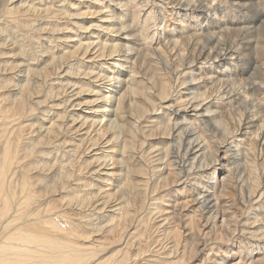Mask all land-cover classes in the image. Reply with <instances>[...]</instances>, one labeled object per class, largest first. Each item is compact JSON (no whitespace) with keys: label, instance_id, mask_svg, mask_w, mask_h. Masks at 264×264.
<instances>
[{"label":"rangeland","instance_id":"rangeland-1","mask_svg":"<svg viewBox=\"0 0 264 264\" xmlns=\"http://www.w3.org/2000/svg\"><path fill=\"white\" fill-rule=\"evenodd\" d=\"M10 1H19L20 2V0H0V11H1L0 15L4 14V12L7 9V6L10 4ZM23 1H25V2L27 1L26 2L27 6L31 5V1L33 3L34 2L37 3L39 1L37 4L36 3L34 4L35 6L37 5V8L42 6L43 4L47 5V1H48V4H49V2H50V4L47 5V8L50 9L49 12L52 11L49 14L50 15L57 14L55 12L56 9L53 6L51 0H46V1L45 0H43V1L42 0H22V2ZM68 1H70V3H71V8H70L71 10L69 11V14H71V15L62 14V15H59L58 17H56L57 18L56 19L54 17L50 18V16H48V18H45L46 16L45 17L43 16L45 13L44 14L41 13L42 17L38 16V15H37V17H34L35 19H38V17H39V20H40V18L42 20V25L44 28V32H43L44 34H42L41 36L42 37L44 36L43 39L41 38L40 34L35 32V35H34V32L28 31V29L25 28L29 24V22H26V20H27L26 18H29V16L24 17V15H30V14H28V13L25 14L26 12H23V11H25L24 8L27 7V6H25L24 2H23L24 4L22 7L24 10L22 9V11H20V15H21L20 17L21 18H19V19L23 20L22 18H24V19H26V20H23L25 22H23L19 19H18L19 22H17V19L10 20V19H8V16L6 13H5V16L4 15L2 16V17H4V20H3L4 23L2 22L3 23L2 27L3 28L6 27V29L10 33V35L12 34L11 37L14 36L13 34H15V35L17 34L16 36H19L18 33L22 34L19 37H12V38L15 39L16 41L23 40L20 42L21 44L23 42V44H22L23 46H21L23 48L28 49L30 47L29 50H25V52H28L29 54H26L24 52L25 55H31L32 52H36L37 41L35 43V41H33V39H37L38 35L43 40V41L41 40V42H43L45 46L47 45L46 46L47 49L50 52H52L53 55L57 56V55H61V54L65 53V52H67L68 54L71 55V57L68 58V60L64 62L63 67H66L65 69H67L68 66H71L73 68V70H72L73 73L71 75H69L68 78H69V81L71 83H75V87H71V88H67V89L62 88V90H61L60 88L63 86L64 83H66L67 80H63L62 84L54 85L53 91H55V92L53 94L55 96H58L57 98L59 101L55 100V103L58 104V109L57 110L54 109L55 110L54 114H52V112L54 111L53 109H52V112H48V111L44 112L43 114L46 115V117H47L46 120H44L42 118V115H43L42 113L39 114L36 111L34 112V114L29 116L27 119H30L33 122H37L41 118L44 120V124L46 126L49 125L51 121L62 122L61 115H62V113H64L63 103H66L68 101L73 102V103H77L80 101V106H74L73 109L71 107H68V108L70 111L73 110L75 113L80 112L82 114L80 116V118H82V116L84 115L85 118H82V119H86V122H85L86 124L84 123V127H83L84 129H80V128L76 127L79 125L78 121L74 124V122L72 123L71 117H68L67 120H68V122L71 121V123H69V124L67 123V125L72 124L70 126L71 128L70 127L67 128V125L64 124L65 121H63L62 122L63 124L60 125V128L57 131V133L59 134V135L57 134V137H54L51 139H43L42 142H38V143H36L37 139H38V136L36 137V135H37L36 129H38V127L36 126V123H33L30 126L29 122H31V121H27V122H25L26 120L23 121V125H25V126L27 125L26 127H24V130L21 133L22 134L21 135L22 141H23V143H25V145H23V146H24V148L29 149V148H32L31 146L34 147V145H35V147L33 148V151H32L33 153H31L29 155L30 158L32 155V158L30 159L29 157H27L31 162L26 157H24L21 160L20 164L15 165L16 171L17 170L20 171L21 167H23V165L25 168L26 164H29L25 168V169H27V167L31 168V170L29 169L27 171V174H29V173L31 174V172H32V174L33 173L35 174V176H33L32 174L28 175V177H29L28 184H29V188H30L29 191L34 196L32 197V200L29 202L28 206L23 209L24 211L27 210L26 211L27 216L31 217L32 219H30L27 216H25L26 219L25 218H23V219L26 221V223L30 222L29 224L37 223L39 220L44 221L45 219H47L48 216H49L48 218H52L55 216L54 217L55 219H57V218L60 219L59 221H62L61 226L67 230V231L64 230L63 233H66V232L70 233L71 232L72 233L71 234L72 236L70 235L71 237H73V234H74V238H72V239L69 236V239H71L70 241L76 240L75 241L76 244L74 242H72V244L75 245V247L77 245H78L77 247H80V246L83 247L82 248L84 250L83 253L86 255V259H87L85 263H87V264H106L104 262H106L108 260H111L112 264H114V263H117V264H162V263L163 264H167V263L168 264H177L176 261L179 262L180 264H214L216 257H219V258L221 257V259H222V257L225 258L224 259L225 261L222 264H236V263L237 264H245V263H247L246 260L249 258L248 255L250 253H246V249L248 247H250V245H253L255 247L254 250H256V251H254V253L257 252L256 254H259L261 252V250L262 251L264 250V243H263L264 242L263 241L264 235L260 233V231L263 230L264 225L260 226L261 228H259L260 231L257 232V237L253 236V238H251L250 236H248L246 234L247 231H246V233H244L245 232V226L241 225V222H244L242 218H243L245 213H243V212L247 211L249 214L253 215L252 216L253 219L252 218H251L252 220L250 219L251 222H253V220L255 218V219H260L264 223V198H263L264 194L262 193L263 195H261V197L263 199H261L260 196L257 197L258 194L254 197L255 199L251 198V201L249 202V205H248V207H250V210L248 208V209H245V211L244 210L242 211L241 209L239 210L238 209L239 207L236 206L237 208L235 209L234 213L236 212V215L239 214L242 216L238 217L240 219H238L236 217V220H239L238 224L236 223V225H238V226L236 227V225H235L236 230H234V231L227 230L226 233H229V231H230L231 234L226 236L225 239L221 240L218 237L215 238V235L211 234L209 232L210 234L208 233V236H207L208 241L204 242L203 240L206 238V236L204 234H199L200 229L195 230L196 234L194 237H192V242L195 241V243L197 245L196 251L195 250L192 251L193 253H191V252L189 253L187 251V253L184 254V252H185L184 246L186 244H185L184 240H182V239L187 238V235H186V237L184 235L187 232H186V229H184L182 226H185L188 229L189 228V226H188L189 222H188V220L184 221L185 217L184 216L182 217V215L184 213H187V216L191 215L190 213H192L194 208H190V209L186 208L185 209L182 206L180 208V206H176L175 204H176V202H180V204H183L184 202H186V198L190 195H191L190 199L193 200V198L196 197L195 194L197 193V191L199 192L201 187L204 185V183L199 184L198 185L199 188L193 189V188H195V186L192 185L193 182H196L199 180L201 181V179L205 180L206 176H203L202 174H199L197 172L196 173L192 172L190 175L182 177L177 183H175V187L177 186L176 188H174L175 190H172V188H171L174 185H170L166 188L165 187H163V188L159 187L161 185L160 181H159L160 180L159 172H160V168L161 169L163 168V166L161 167V165H162V162L164 160L157 162V161H154V159L156 160L157 157H160L164 153V149L167 146V143H168L167 140L168 139H167L166 135L158 133L157 131H155V128L156 127L161 128L160 125L166 126L167 124H171L172 120L170 119L169 114H170V112H174V110L176 108L172 107V109H168L167 108L168 106L167 107H160V108H159V106H156V108H157V109L155 108L156 112L154 111L151 116L150 115L146 116L145 119H143V118H142V120H139L136 118L134 119L135 116H133L131 118H126L127 115L125 112L121 113L120 110H118V109H117V112H113L114 108L117 105V103L113 102V100H112V103H109V102L105 103L107 106L102 108V103H101L102 98H101L100 92H98V85L97 84L100 85V83L108 81L106 78L107 76H114L115 77L116 75L120 74V72L122 71L123 75L120 76V79H121L120 82L123 83V88L120 92H122L126 88L132 89L133 88L132 86L136 85L140 81V79H144V80L146 79L145 81L147 82V85H149L147 80H148V77L151 76V74H150V72H148V68H149V66H152L154 68L153 64L155 63V58L153 55H155L156 52H153V50L157 51L159 45H161V46H159V49H162V45L164 46V44H166V43L170 44V43H173L175 41L179 42V40H177V39H181L183 41L185 38H187L189 36H194L195 38H198L200 35L203 36V35H206L207 33H212L214 30H215V32H213V34L215 33V35H217L218 33L219 34L229 33V35L227 34L229 36L228 39H230L229 42H227L228 46L227 45L225 46L226 51L221 52L223 55L220 54L222 57L220 56L219 59L216 58V59H209L207 61L203 60L204 62H201V61L195 62L192 64L191 67L188 68L185 66L186 68L181 69L179 72L180 74L175 72V69L177 68L176 65L174 67H172V69H174V71L171 70L172 71V75H171L172 76V79H171V85H172L171 91L172 92L170 93L171 94L170 100L172 101L171 103L176 104L175 106L177 107L178 104L181 102L182 95H184V93L188 94V96H186L187 99H189V97H191L192 94H195L196 92H194V93L192 92L190 94L188 93V92H191V90L192 91L196 90L192 85H191L192 87L190 86V88H188L189 91L185 88H187L190 84H193L194 81H192V80L194 78L197 79V77H198L201 79L198 83V85L200 84V86L197 87L199 90L198 92L204 93L205 92L204 90H206L208 87V89L206 90L205 93H208L209 96L212 97V98L210 97L211 99L209 98L210 100L208 99V97L205 99L203 97V98H201L203 100H201V99L200 100L203 103H208L207 105L209 107L211 105L210 108L212 110L216 109L215 111H216V114L218 116L217 118H221L222 115L225 113L232 112V109H233L232 106H234V108L240 107L238 109V111L244 110V107L243 108L241 107L243 102H244L243 97L239 98L238 96H233V97H231L232 98L231 99V98H227V96H229V95H225L223 93L220 94V92H219V91H222L221 89L224 88V86H226V85H227L226 87L228 89L232 88V85L229 83L231 78H228L226 76L227 73H229L230 75L238 76L239 83L242 80V82H245V84H246L248 81V80H246V78H249V81L250 82L252 81L251 83H254L257 87L259 86L258 88L261 89V91H259L256 94H253L252 96H249L250 99L248 98V100H251V98L253 97L252 99H255V101L253 100L252 102L260 104L261 101H263L262 105L260 104L261 106L257 105V104L256 105L258 106V108H259L258 110H260V114H261V120H259L258 124H261V123L264 124V117H263L264 116V110H263L264 109V105H263L264 104V84H263V82H264V78H263L264 77V37H262V38L260 37L261 35L264 36V34H263L264 33V0H231V1L230 0H227V1L226 0H211V2H209L210 0H206V1L204 0L203 2L201 0L200 4L201 5L203 4L202 6L200 4H199L200 6L197 4L200 0L199 1L196 0L195 2H194V0H187L186 2H188V3H185V0H184V2L182 0H167L168 2L166 0H113V1L112 0H68ZM174 1H176V2L174 3ZM180 1H182V2H180ZM28 2H30V4ZM38 5H40V6H38ZM55 5H57V4H55ZM189 5L191 7L192 6L195 7L196 5L197 6H196V8H190ZM208 5L210 6V8ZM50 6H51V8H50ZM205 6H207V8ZM229 6H231V7H229ZM44 7H46V6L43 5L42 8H44ZM152 7L154 10L152 9ZM211 7H213V8H211ZM255 8H257L258 10ZM135 9H136V11H135ZM251 9H253V10L250 11ZM133 10H134V12H133ZM152 10H153V12H152ZM184 10H185V12H184ZM192 10L195 12H193ZM245 10H247V11L245 12ZM248 11L250 14L248 13ZM2 12H3V14H2ZM21 12H23V13H21ZM213 12H214V14H213ZM247 14H248V16H247ZM200 15H202L201 16L202 19H201ZM180 16L184 17L183 18L184 21L182 20V18ZM209 16H211V17H209ZM204 17H206V18H204ZM237 17H239V18H237ZM31 18L32 17H30V19ZM135 18H137V19H135ZM159 19H160V21H159ZM213 20H215L216 23H213ZM221 20H223V21H221ZM8 21H9V23H8ZM181 21H183V22L181 23ZM10 22L11 23L12 22L18 23L21 26L19 27V25H17V24H15V26H14ZM258 22H260V24ZM217 23H219L218 26H217ZM10 24L12 26H10ZM226 24H228V25H226ZM231 24H232V26H231ZM124 25L127 26L126 30L122 31L123 30L122 29L121 31L110 32L111 30L121 28L122 26L124 27ZM182 25H184V26H182ZM223 25H225V26H223ZM186 26H188V27H186ZM221 26L225 27L224 31L228 30L227 33L226 32L224 33V31L222 30L223 27H221ZM12 27L14 28V31H11ZM156 27L158 28L157 30L155 29ZM166 27H168L169 29ZM216 27H220V29L218 28V30H217ZM229 27H231L232 29L235 27L236 30L234 29L231 31V28L229 29ZM128 28L130 30H128ZM16 29H17V32L19 31L18 33L15 32ZM102 29H104V30L101 31ZM195 29L198 31H196ZM7 30L5 31L6 33L4 32V34H6V36H7ZM219 30H220V32H218ZM174 31L176 33H174ZM160 32H162V33L166 32V33L162 34ZM192 32H194V33H192ZM197 32H199V33H197ZM232 32H235V33L232 35ZM255 32H257V33H255ZM9 33H8V36H9ZM125 33H129V34H125ZM246 33L250 36H248ZM32 34H33V36H32ZM174 34H175V36H174ZM198 34H200V35H198ZM136 35H137V37H136ZM162 35L163 36L165 35L167 37H163ZM169 35H172V38ZM176 35H178V36H176ZM242 35H244V38H246L247 40L244 39ZM251 35H252V38H250ZM127 36L129 37V39L127 38ZM153 37L154 38L156 37V38L153 39ZM45 38H47V39H45ZM162 38L167 39V40H164L161 43L160 41L163 40ZM195 38L193 39V41H195ZM231 38H233V39H231ZM248 38H250V39H248ZM253 39H254V41H252ZM15 40H13V41H15ZM168 40H171V41L168 42ZM172 40H173V42H172ZM181 40H180V42H181ZM240 40H242V41H240ZM243 40H244V42H243ZM248 40L252 44H250ZM246 41L250 44V46L252 48L254 46L257 47V48L255 47V48H256L258 54L255 53L252 56V54H250V53L248 54V52H246V50H247V46H245V43H247ZM257 41H259L260 43H258ZM24 42H25V44H24ZM41 42H40V44H41ZM153 42H154V44H153ZM159 42H160V44H158ZM26 43L29 45L27 46ZM33 43H35V44H33ZM113 43H121V45H120L121 50H120V52H118L119 54L114 53L113 57H109V56L106 57L105 54H104V56L100 55L99 51L95 52L97 44H113ZM229 43L231 44V46ZM240 43L242 46L240 45ZM257 44H259V45H257ZM155 45H158V46H155ZM260 45H262L263 47H261ZM34 46H36V47H34ZM31 47H33V48H31ZM127 47L128 48L130 47V50H128ZM238 47H240V48H238ZM32 49H34V50L32 51ZM148 50H149V52H148ZM207 50H204V53L205 52L207 53L208 52ZM150 51L152 53H150ZM122 52L124 54H122ZM230 54H232V55L235 54V55L231 56ZM47 55H43V57L40 58L39 63L41 65H44L49 61V59L47 58ZM189 55H190V57L187 58ZM242 55H244L245 58H247V59H245L244 56L242 57ZM248 55H249L250 59L248 58ZM184 56L186 57V61L196 59V57H197L195 52H193V50L191 51V53L188 51H185ZM104 57H106V58H104ZM119 57H121V58H119ZM223 58H224V61H223ZM243 58L245 61H243ZM27 59H29V58L27 57ZM232 59H234V60L236 59V60L234 61ZM212 60L214 61V63ZM239 60L240 61L242 60V61L240 62ZM252 60H254V62ZM237 61H239V62H237ZM225 62H227V63H225ZM244 62H245V64L248 63L249 65L248 64L245 65ZM239 63H240V65L238 66ZM232 64H233V66H232ZM140 65H141V67H140ZM256 65L258 66L257 67L258 69L255 67ZM214 66H216V67H214ZM241 66H242V68L240 69ZM252 66H254V68H255L254 72H253ZM224 67H225V69H223ZM234 67H235V69L236 68L237 69L235 70ZM144 68L145 69L147 68L146 69L147 71H145ZM202 68L204 69V72H206V71L207 72L204 73L202 71L203 70ZM214 68H216V69L214 70ZM8 70L9 69L3 70V72L1 70L0 71V72H2L1 75H3V76L7 75L8 77L11 75L10 76L11 79H13V78L15 79V75H16L17 71L15 69L12 70L15 73V75H14V73L11 70H9V72H8ZM219 71L221 73H219ZM4 72H6V74ZM208 72L209 73L212 72L211 73L212 77L210 76V74H208ZM12 73H13V75H12ZM201 73H202V76L204 78L200 75ZM62 74L63 73H61V76H65ZM96 74H101L103 76V78L101 80L99 78H97L95 80L94 75H96ZM179 75H181V76L179 77ZM7 76H6V78L8 79ZM12 76H14V77L12 78ZM218 76H219V78H218ZM177 77H179L181 80L178 79ZM52 78H53V76L50 77V79H52ZM174 78H175V80H174ZM223 78H225V79H223ZM91 79H93V80H91ZM186 79H187V82H186ZM188 79H190V80H188ZM216 79H219V80H216ZM220 79H221V81H220ZM218 81H219V83H218ZM48 82H47V84L49 85L50 82L49 83ZM115 82H116V80H112L111 82H109V81L106 82L105 83L106 87L103 88V93L107 94V95L112 93V95L113 94L117 95V97L115 96V98H118L120 92H118V93L114 92L115 89L119 90V87H117V83H115ZM185 82H186V84H185ZM195 82H198V81H195ZM109 83H111V85H109ZM202 83H204V84H202ZM214 83H216L217 85ZM175 84L177 86H175ZM240 84H242V86L244 85V83H240ZM69 85H72V84H69ZM214 85H215V88H216V86L217 87L219 86V88L214 89L213 88ZM238 85H239L238 83H235L234 87H237ZM76 86H78L80 88H85L86 91L84 93H80L77 95L76 91H79V90H78V88H76ZM114 86H116L117 88H115ZM244 87L248 88L247 85H244ZM249 88H250V86H249ZM175 89H176V91H175ZM213 89L216 91L212 92V91H214ZM111 90H112V92H111ZM239 90H241V89H239ZM106 91H107V93H106ZM174 91L177 93H174ZM208 94H207V96H208ZM217 94H218V97L215 98L214 96L215 95L217 96ZM222 94L225 96L222 97ZM121 95H122V93H121ZM255 95H257V96H255ZM128 96L132 97L133 94L129 93ZM179 96H181V97H179ZM172 97H173V99H172ZM219 97L221 98V100H219ZM226 98H227V100H226ZM40 99L42 100L43 97H41ZM112 99H113V97H112ZM222 99H224V100H222ZM234 99H236L237 101ZM242 99H243V101H242ZM212 100H214V101H212ZM233 101H234V103H232ZM70 102H68L67 104H69ZM216 102H218V103H216ZM171 103H169V104L172 105ZM244 103L246 104V102H244ZM86 107H88V108H86ZM214 107H215V109H214ZM227 107L232 108L231 111H228V110H230V108L228 109ZM249 109L253 110L254 108L251 107ZM43 111H46V110L44 109ZM238 111H237V113H238ZM237 113L235 116L236 118H238ZM189 114H191V112ZM87 115H88V117H86ZM48 116H50V117H48ZM30 117H32L33 119ZM249 118H253V117L249 116ZM94 119L102 120V122L99 123L100 125L98 123H96L94 126L92 124V121ZM189 119L191 121L193 119L192 122L194 124L192 127L194 129H196V131H203V130H206L208 128L207 125H205V124L203 125V122L208 123L211 118L210 119H206V118L203 119L202 118L203 119L202 120L198 117V120H197V119L192 117ZM138 120H139V122L137 123ZM252 120L250 119V122ZM254 120H256V119L254 118ZM89 121H90V123H89ZM87 123H88V125H87ZM198 123H200V124H198ZM252 123H253V121H252ZM110 124H112V125H110ZM137 124H140V125H137ZM121 125L122 126L125 125L124 126L125 129H126V126H128V127L131 126L130 127L131 129H129V133H130V135L133 134V137L131 136V138H128V136L123 135L124 134L123 133L120 135V137L118 138L117 141H113V139H111V141L109 142V145H108L105 138H107V137L111 138L112 135L114 134L113 133L114 131H116L117 133L121 132V128H122ZM198 125H200V126H198ZM90 126H92L93 128ZM100 126L102 128H105L104 131H102L100 133V134H103L105 132L104 133L105 136H104V139L99 141V145H96V144L94 145V143H93L94 140L99 138V137L94 136L95 129H98ZM111 126H112V128H111ZM142 126L144 129L142 128ZM87 127H89V128H87ZM200 127H201V129H200ZM218 128L221 129V126H218ZM73 129H75L76 131ZM89 129L91 130V133H90ZM111 129H113L114 131L112 132ZM141 129L143 132L141 131ZM33 131H34V134L32 133ZM83 131H85V132H83ZM137 131H138L139 135L136 134ZM24 132L26 135L24 134ZM60 132H62V133H60ZM204 133L206 135H209L208 131H204ZM85 134L86 135L88 134V136H85ZM142 134H144V135H142ZM148 134H151V135L149 137H147L146 143L144 141L145 145H144V143H143L144 146L138 145V141L135 139V135H136L137 139L140 138L139 139V140H141L140 142H143L144 136L146 137V135H148ZM241 137H242V142L240 141L239 146L242 147V145H245V146H243V148L241 150L242 152H245L246 149L248 148L247 146L255 140V138H253L254 134L253 135L251 134V136H249L248 133H246L245 136H241ZM248 137H250V138H248ZM32 138H34V139H32ZM78 138H79V140H78ZM120 138H121V140H120ZM71 139H73V140H71ZM82 139H83V141H82ZM89 139L93 142L91 143ZM205 139H209V138H205ZM48 140H49V142H48ZM123 140H134L135 142L127 143L125 146L130 147V149H126V150H124V153H123V151L121 153V149H120L119 145H120V143H122ZM66 141H68V143H66ZM228 141H230V140H228ZM31 142H32V144H31ZM60 142H62V143H60ZM246 142H248V143L246 144ZM97 143H98V141H97ZM72 144H74L75 146ZM87 144H89V145L92 144V145H90V147H86ZM81 145L84 146V148H82ZM70 147H71V149H70ZM58 148L61 150L60 152H59ZM79 148H81V149L79 150ZM97 148H99L100 151ZM89 149H91V151ZM44 150H46V151H44ZM62 150H64V151L62 152ZM68 150H70V151H68ZM71 150H72V152H71ZM143 150H145V151H143ZM154 150H155V152H153ZM232 150L228 151L229 154H228V152H226V153L223 152L218 157L219 160L216 162V165H215L216 166V172L213 175V178L216 177V181H219L221 179V176L223 175V173L225 175V173H226L225 170L227 171L226 168L231 164V163L229 164L228 162L230 161V159H232L231 157L234 156V154L232 153V152H234V148H232ZM42 152H44L45 154L43 153L44 154L43 155ZM89 152L92 154H89ZM143 152H145V153H143ZM148 152H151V154L144 156V154H147ZM106 153L107 154L110 153V156H107L106 158H104L106 156L104 154H106ZM41 154L47 160H45ZM64 154H66V155H64ZM84 154H86V155H84ZM224 154L225 155L227 154V155L225 156ZM35 155L37 158L35 157ZM37 155L40 157L42 156V159H44L45 161L40 159V157H38ZM103 155H104V157H101ZM246 155H247L246 153H243V155L239 156V158L241 159V162L244 161L246 158H248V155H247V157L244 158V156H246ZM70 156H73V158ZM122 156L124 157V159L121 162ZM140 156H143V157L141 158ZM223 156L225 158L220 159ZM242 156L244 159L242 158ZM249 156H250V154H249ZM150 157L153 159V162H152V159ZM36 159H38V160H36ZM39 159L41 160V163H40ZM226 159H227V161H226ZM240 159L238 160V162H236L235 165H233V164H231L232 166L230 165L231 168H233V169L235 168L231 172L236 174L235 175L236 177H237V174H239L238 171H241L242 166H244L243 163H246L245 162L246 160L241 163ZM50 160H51V162H49ZM52 160H54V162H56V163L52 162ZM58 160L60 162H64V165L69 164L68 166L66 165L67 168H69L70 166L72 167V169L69 168V170H70L69 171L68 169H65V166H64V170L68 171L69 176H68V178L63 179L61 181L62 183L58 182L59 179H56L54 177V175L56 176L55 173H56V170L58 169V166H56L57 167V169H56L55 165L60 164V162ZM75 160H77V161H75ZM92 160H94V161H92ZM106 160H108V161L106 162ZM42 161L51 165L50 168H47V166L40 168V166H42V164H43ZM74 161L77 163L79 162L78 164L76 163L77 164L76 167H75ZM34 162H35V165H34ZM37 162H39L40 164ZM147 162H148V164H147ZM125 163H126V166H125ZM237 163H239V164H237ZM37 164H38V166L40 165L38 168L36 166ZM142 164L143 165L145 164L144 167L148 168L149 170H152L155 166L158 167V168L155 167L154 172H153L154 176L152 175L153 179L151 180V182L148 183V185L150 183L151 184L154 183L157 185V188H159V189L156 190L153 194L147 190L146 191L147 195H146V199H145L146 204H144L145 206H143V208H140V206L138 207V201L136 199L134 201L131 200V198H129V200H127L129 190H128V186H126V184H124L125 178L123 175L126 174L125 171L127 169H131V167L135 168L138 165H142ZM150 164H152V165H150ZM225 164H226V166H225ZM80 165L81 166L83 165V167H81ZM236 165H237V170L235 167ZM19 166H21V167H19ZM146 166H148V167H146ZM73 167H75V168H73ZM84 167H85V169H84ZM44 168H47V169H44ZM221 168L224 169L223 170L224 172L222 173V175H219V173L221 172ZM49 169H52L54 171L49 170ZM80 169L83 171H81ZM238 169H240V170H238ZM33 170L35 172H33ZM235 170H236V172H235ZM42 171H43V173H42ZM71 171L73 174L71 173ZM36 172L39 173L38 176H37ZM40 172H41V176H42L41 179H43V178L45 179V180L43 179V181H41V179H40L41 176L39 177ZM47 173L48 174L52 173V176L48 175V176H50V177H48ZM155 173L156 174L158 173V174L156 175ZM209 173H211V172H209ZM128 174H129V178L131 176H133L134 178H136V179H134L135 181L138 180V176H136L134 174V171H129ZM15 176H16V174L14 175L13 180H12V182L15 185V186L13 185L14 189L17 187V185H16L17 182H16ZM45 177L47 179H50V180L54 179L52 181V183L56 184V182H57L58 188L56 186V189L53 190L55 187L52 188L53 185ZM70 177H72V178L70 179ZM195 177L197 180L195 179ZM210 177H211V175H210ZM14 178H15V181H14ZM35 180L41 181L40 182L41 184L40 183H34ZM65 181L67 184H68V182L70 184H68V186H67ZM45 182H50V186L46 187V189H43L42 188L43 185L49 184V183H45ZM63 182L65 184H63ZM31 184L35 185V186H32ZM62 184L64 185V187ZM81 184L82 185L84 184V185L82 186ZM61 185L63 188L61 187ZM91 186L94 190H92ZM49 187H51V188L49 189ZM47 188H48V191H47ZM61 188L63 189V191H61L62 190ZM82 188L83 189L86 188V189L83 190ZM97 188H98V190H97ZM87 189L89 191H87ZM99 189H100V191H99ZM16 190H17V194H16V198H15L14 202H16L15 204H17V206L15 205L14 207L15 208L18 207V209H19L20 206H18V204L23 200V198L21 196L22 194L18 191L17 188H16ZM176 190L179 191L180 194H179V192H176ZM190 190H192V192ZM66 191L68 194L65 193ZM71 191L74 193H72ZM231 192H233V191H231ZM231 192L229 191V193H231ZM232 195L233 194L231 193V196H230L231 199L233 198ZM94 196H95V199H94ZM159 196H163V199H161V198L156 199V198H159ZM67 197H69L68 201H67ZM72 197L73 198L75 197V198L72 199ZM35 198H37V199H35ZM63 198H64V200H63ZM76 198L78 200H76ZM16 199H18L20 201L17 202L18 200H16ZM40 199H42L44 201H42ZM156 200H158V201L156 202ZM103 201L104 202L106 201V202L104 203ZM174 201H175V203H174ZM41 202H43V203H41ZM100 202L101 203L103 202V203L101 204ZM152 202H153V204L150 205V203H152ZM261 202H263V203H261ZM44 204L47 206L50 205L48 208V211H45L46 208H45ZM172 204H173V207L171 209ZM259 204H262V205H259ZM42 205H44V208ZM148 205H150L149 210H148ZM250 205L251 206L254 205V206L251 207ZM175 206H176L175 212L177 213L176 218H177V221H178V219H180V221L179 222H177V221L171 222L170 218H169V220H165L166 213L170 214L171 210L174 211ZM31 207H32V209H31ZM151 207H152V209H151ZM158 207H160V208H158ZM112 208H114V209H112ZM195 208H197V207H195ZM28 209H29V211H28ZM39 209H40V212H39ZM50 209H51V212H50ZM34 210L36 213L34 212ZM52 210H55V211L53 212ZM181 210H182V212H181ZM52 212H53V214H52ZM147 212H148V214H145ZM31 213L33 216L31 215ZM46 213L48 215H46ZM257 213H259L260 216L257 215ZM50 214H52V215L50 216ZM120 214H121V216H120ZM42 215H44V216H42ZM162 215H164V216H162ZM45 216H47V217H45ZM58 216H60V218ZM55 219H53V220H55ZM66 219L69 220V223L72 222L70 224L71 226L68 224V220H66ZM240 220H241V222H240ZM250 220H249V222H250ZM9 222L12 223L11 226L17 224V222L13 223L11 219H9ZM75 222H76V225L74 224ZM3 224H5V223H3ZM11 226L8 228L11 229L14 227V226L13 227H11ZM69 226H70V228H69ZM256 226H259V225H256ZM157 227L159 230L157 229ZM8 228L6 230H9ZM71 228H73V230ZM74 228H75V232L78 231L79 233H75ZM241 229H243V230H241ZM40 230H42V228H40ZM69 230H71V231H69ZM168 230L170 233L172 231L171 235L174 237V241L178 242L177 247L172 246L173 243L171 242L172 240L169 238L170 234H169ZM181 231L182 232L184 231V233H182ZM164 233H166V234H164ZM216 233H217V231H216ZM218 234H217V236H218ZM220 234L222 235V233H220ZM212 238H213V240H215V242H218V243H213V241H211ZM244 238H247V239H244ZM257 239H259L260 241ZM250 241H251V243H250ZM202 242H204V243H202ZM239 244H242V245H239ZM257 246L261 247V249H256ZM86 250H87V252H86ZM169 250H171V251L174 250L175 252L173 253ZM252 253H253V251H252ZM260 254H262V252ZM262 255L264 257V253ZM159 257H161V259ZM213 259H214V261H213ZM243 259L244 260L246 259V260L243 261ZM247 261H249V260H247ZM261 263L264 264L263 260H261ZM261 263H259V264H261Z\"/></svg>","mask_w":264,"mask_h":264},{"label":"bare ground","instance_id":"bare-ground-1","mask_svg":"<svg viewBox=\"0 0 264 264\" xmlns=\"http://www.w3.org/2000/svg\"><path fill=\"white\" fill-rule=\"evenodd\" d=\"M43 1V0H42ZM46 1V0H45ZM113 1V0H112ZM167 1V0H166ZM184 2V0H182ZM180 1V2H182ZM187 0H185V3H188L186 2ZM196 0H194L195 2ZM199 1V0H198ZM204 0H202L203 2ZM206 1V0H205ZM227 1V0H226ZM231 1V0H230ZM25 3V6L26 5V2L23 1ZM22 0L19 1H10V4L7 6V9L6 11L2 12V14L5 16V13L7 14L8 16V19L10 20H15L17 19V22H19V18H21L20 16V11H22V7H23V3ZM39 2V1H38ZM37 2V3H38ZM53 6L55 7V12L57 14H52L50 15L49 12L50 9L47 8V5L48 4V1H47V5L46 4H43L45 5L46 7L42 8V6L38 7L37 8V5L35 6L34 4L36 2H32L31 1V5L30 2H28L27 4L29 6H27L25 9V11L23 12H26L25 14H30V15H24L25 16H29V18H22L23 20H26V22H29V24L27 25V28L28 31H32L34 32V35H35V32L40 34V36L42 34H44V28H43V25H42V20L40 18L39 20V17L38 19H35L34 17H37L38 16H41V13H45L43 16L45 18H48V16H50V18L54 17H58L59 15H62V14H67V15H71L69 14V11L71 10V3L70 1L68 0H51ZM121 2V1H120ZM168 2V1H167ZM173 2V1H172ZM176 1H174L175 3ZM201 0L197 3L198 5L200 4ZM211 2V0L209 1ZM239 2V1H238ZM243 2V1H242ZM256 2V1H255ZM17 3V4H16ZM19 3V4H18ZM36 3V4H37ZM46 3V2H45ZM193 3V2H192ZM231 3V2H230ZM237 3V2H236ZM261 3V2H260ZM34 6H33V5ZM41 4V3H40ZM57 4V5H55ZM139 4V3H138ZM157 4V3H156ZM181 4V3H180ZM184 4V3H183ZM194 4V3H193ZM192 4V5H193ZM209 4V3H208ZM242 4V3H241ZM118 5V4H117ZM120 5V4H119ZM140 5V4H139ZM142 5V4H141ZM154 5V4H153ZM191 5V4H190ZM189 5V6H190ZM201 5V4H200ZM199 5V6H200ZM203 5V4H202ZM201 5V6H202ZM206 5V4H205ZM211 5V4H210ZM230 5V4H229ZM6 6V5H5ZM24 6V7H25ZM156 6V5H155ZM195 6V5H194ZM197 6V5H196ZM195 7H191L190 8H196ZM209 6V5H208ZM212 6V5H211ZM216 6V5H215ZM218 6V5H217ZM237 6V5H236ZM140 7V6H139ZM143 7V6H142ZM154 7V6H153ZM152 7V9H153ZM174 7V6H173ZM207 8V6H205ZM231 7V6H229ZM233 7V6H232ZM238 7V6H237ZM51 8V6H50ZM182 8V7H181ZM185 8V7H184ZM210 8V6H209ZM208 8V9H209ZM213 8V7H211ZM215 8V7H214ZM228 8V7H227ZM23 9V10H24ZM69 9V10H68ZM156 9V8H155ZM183 9V8H182ZM187 9V8H186ZM205 9V8H204ZM207 9V10H208ZM219 9V8H218ZM234 9V8H233ZM257 9V8H255ZM154 10V9H153ZM152 10V12H153ZM180 10V9H179ZM206 10V9H205ZM220 10V9H219ZM224 10V9H223ZM253 9H251L250 11H252ZM258 10V9H257ZM256 10V11H257ZM136 11V9H135ZM187 11V10H186ZM190 11V10H189ZM188 11V12H189ZM193 11V10H192ZM212 11V10H211ZM216 11V10H215ZM247 10H245L246 12ZM21 12V13H23ZM134 12V10H133ZM176 12V11H175ZM174 12V13H175ZM185 12V10H184ZM187 12V13H188ZM195 12V11H193ZM223 12V11H222ZM1 13V11H0ZM192 13V12H191ZM203 13V12H202ZM205 13V12H204ZM211 13V12H210ZM227 13V12H226ZM249 13V11H248ZM253 13V12H252ZM251 13V14H252ZM257 13V12H256ZM157 14V13H156ZM182 14V13H181ZM212 14V13H211ZM214 14V12H213ZM250 14V13H249ZM254 14V13H253ZM3 15H0V71L2 70H13L15 69L17 72H16V75H15V79L13 78L14 76H12L13 79H11V75L8 77V79L6 78V76H3L1 75L2 72H0V264H84L86 262V255L83 253L84 250L82 249L83 247L80 246V247H75V245L72 244V242L75 243L76 240H73V241H70L72 238H74V234H73V237H71L72 233H63L64 230H66L65 228H63L61 226V222L62 221H59L60 219H55L54 217L52 218H48L47 216V219H45L44 221H39L37 223H32V224H29V223H26V221L23 219L27 216V213L26 211H24L23 209L25 207L28 206L29 202L32 200V197L34 196L33 194H31V192L29 191V184H28V181H29V177L28 175H31L27 174V171L31 168L27 167L29 164H26L25 168H24V165L23 167H21V170H17L15 169V165H18L21 163V160L24 158V157H29V155L31 153H33V146H31L32 148H24L23 145H25V143H23L22 141V131L24 130V127H26L25 125H23V121L27 122V121H31L30 119H27L29 116H31L32 114H34V112L36 111L37 113L39 114H43L44 112H52V109L54 110H57L58 109V104L55 103V100L56 101H59L58 100V96H55L53 93L55 91H53V86L56 85V84H62V81L63 80H67L66 83L63 84V86L60 88L62 90V88L64 89H67V88H71V87H75V83H71L69 81V75H71L73 73V68L71 66H68L67 69H65L66 67H63V64L65 61L68 60V58L71 57L70 54H68L67 52L61 54V55H53L52 52H50L48 49H47V45L45 46L43 42H41V40L43 39V37L38 35L37 39H33V41H37V48H36V52H32L31 55H25L24 52L25 50H29L30 47L28 49L26 48H23L21 46H23V42L22 44L20 43L21 41H16L15 39H13L12 37H19L21 36L22 34L18 33L17 32V29H16V33L19 34V36H16L15 34H13L14 36L11 37L10 33L8 32V30L6 29V27H2L3 23H4V17H2ZM162 15V14H161ZM188 15V14H187ZM208 15V14H207ZM218 15V14H217ZM255 15V14H254ZM6 16V17H7ZM179 16V15H178ZM192 16V15H191ZM202 15H200L201 17ZM204 16V15H203ZM244 16V15H243ZM248 16V14H247ZM257 16V15H256ZM23 17V16H22ZM30 17H32L30 19ZM42 17V16H41ZM136 17V16H135ZM138 17V16H137ZM181 17V16H180ZM179 17V18H180ZM187 17V16H186ZM211 17V16H209ZM214 17V16H213ZM163 18V17H162ZM178 18V19H179ZM182 20L184 21V17H181ZM189 18V17H188ZM206 18V17H204ZM218 18V17H217ZM239 18V17H237ZM260 18V17H259ZM19 19V20H18ZM57 19V18H56ZM137 19V18H135ZM134 19V20H135ZM202 19V17H201ZM236 19V18H235ZM234 19V20H235ZM21 20V21H23ZM51 20V19H50ZM208 20V19H207ZM210 20V19H209ZM220 20V19H219ZM6 21V20H5ZM47 21V20H46ZM160 21V19H159ZM164 21V20H163ZM181 21V23L183 22ZM200 21V20H199ZM205 21V20H204ZM211 21V20H210ZM215 20H213V23H216V21L214 22ZM223 21V20H221ZM227 21V20H226ZM238 21V20H237ZM243 21V20H242ZM254 21V20H253ZM263 21V20H262ZM3 22V23H2ZM25 22V21H23ZM138 22V21H137ZM153 22V21H152ZM179 22V21H178ZM191 22V21H190ZM219 22V21H218ZM244 22V21H243ZM9 23V21H8ZM11 23V22H10ZM22 23V22H21ZM125 23V22H124ZM157 23V22H156ZM155 23V24H156ZM187 23V22H186ZM199 23V22H198ZM197 23V24H198ZM205 23V22H204ZM227 23V22H226ZM231 23V22H230ZM233 23V22H232ZM260 24V22H258ZM262 23V22H261ZM7 24V23H6ZM12 25L15 26V24L19 25L18 23H15V22H12L11 23ZM10 24V26H12ZM200 24V23H199ZM206 24V23H205ZM204 24V25H205ZM212 24V23H211ZM219 23H217V26H218ZM253 24V23H252ZM5 25V24H4ZM9 25V24H8ZM127 25V24H126ZM157 25V24H156ZM160 25V24H159ZM181 25V24H180ZM201 25V24H200ZM208 25V24H207ZM214 25V24H213ZM222 25V24H221ZM228 25V24H226ZM237 25V24H236ZM9 26V27H10ZM21 25H19L20 27ZM155 26V25H154ZM158 26V25H157ZM167 26V25H166ZM169 26V25H168ZM184 26V25H182ZM199 26V25H198ZM216 26V25H215ZM214 26V27H215ZM225 26V25H223ZM221 26V27H223ZM232 26V24H231ZM259 26V25H258ZM178 27V26H177ZM188 27V26H186ZM227 27V26H226ZM154 28V27H153ZM168 28V27H166ZM199 28V27H198ZM211 28V27H210ZM218 28L220 29V27H216V29L218 30ZM224 28H222V30L224 31ZM231 27H229L230 29ZM6 29L7 30V36L6 34H4V30ZM9 29V28H8ZM20 29V28H19ZM123 29V30H122ZM127 29V26L124 25V27L122 26L121 28H117V29H114V30H111L110 32H113V31H124ZM156 30L158 29L157 27L155 28ZM160 29V28H159ZM169 29V28H168ZM167 29V30H168ZM235 27L232 29L231 28V31L234 30ZM238 29V28H237ZM104 29H102L101 31H103ZM128 30H130L128 28ZM127 30V31H128ZM196 30V29H195ZM207 30V29H206ZM226 30V29H225ZM236 30V29H235ZM11 31H14V28L12 27L11 28ZM198 31V30H196ZM202 31V30H201ZM213 31V30H212ZM222 31V32H223ZM228 30L224 31V33L226 32L227 33ZM238 31V30H237ZM240 31V30H239ZM256 31V30H255ZM27 32V31H26ZM129 32V31H128ZM169 32V31H168ZM215 32V30L213 31ZM212 33H205L206 35H203L201 36L200 35L198 38H195L194 36H189L187 38H185L183 41L181 39H177L181 40V42L179 43L178 41H175L172 42L173 43H166L164 44V46L162 45V49H159V46L161 45H155V46H158V49L157 51H154L153 52H156L154 56L155 58V63L153 64L154 65V68L152 66H149L148 68V72H150L151 76L148 77V83L149 85H147V82L144 80V79H140V81L132 86L133 88L131 89H124L122 92H120L123 88V83L120 82V76H122V71L120 72V74L116 75L115 77L114 76H107V80L109 82H111L112 80H116L115 83H117V87H119V90L118 89H115V93H118L120 92L118 98H115V96L117 97V95L110 93L109 95L107 94H104L103 93V88L106 87L105 83L108 82H102L100 83V86L99 84L98 85V92H100L101 94V98H102V108L106 107L107 105L105 103L109 102V103H112V100L113 102H116L117 105L116 107L114 108L113 112H117V109L120 110L121 113L125 112L126 113V118H131L133 116L134 119H139V120H142L145 119L146 116L148 115H152V113L155 111V108L156 106H159L160 107H167L168 109H172V107L176 108L174 110V112H170V119L172 120L171 124H167L166 126H162L160 125L161 128L159 127H156L155 128V131H157L158 133H161V134H164L167 136V146L165 147L164 149V153L160 156V157H157V159L154 161H157V162H160L162 160H164L162 162V165L161 167L163 166V168L161 169L160 168V172H159V178H160V188H163V187H168L170 185H174L172 188V190H175L174 188L175 187V183H177L182 177L184 176H188L190 175L192 172H197L199 174H202L203 176H206V179L203 180L201 179V181H196V182H193L192 185L195 186V188L193 189H197L199 188V184H202L204 183V185L201 187V189L199 190V192L197 191V193L195 194L196 197L193 198V200L190 199L191 195L188 196L186 198V202H184L183 204H180V202H176V206H181L184 207L185 209L188 208H194V210L192 211V213H190L191 215L187 216V213H184L182 215V217L184 216V221H187L188 220V226L189 228L187 229L185 226H182L184 229H186V232L184 235L186 237L187 235V238H184L182 240H184L185 242V249H184V254L187 253V251L190 253H193L192 251H196V248H197V245L195 243V241L192 242V237L195 236L196 232L195 230H199V234H204L206 236V238L203 240L204 242L205 241H208V233L210 232L211 234H214L215 235V238L218 237L219 239H225L226 236L230 235L231 232L230 231H234L236 230V227L238 225H236V223L238 224V221L239 220H236V217H241L242 215H236V212L234 213L235 209L237 207H239L238 209L240 210H244L245 209H248L250 210V207H248L249 205V202L251 201V198H254L257 194V197H261V195L264 194V124L261 123V124H258L259 123V120H261V114H260V110H258V106L257 105H262V102L260 104L258 103H255V102H252L253 100L255 101V99H252L251 100H248L249 96H252L253 94H256L258 93L259 91H261V89H259L254 83H251L249 81V78H246L247 83L245 84V82H242V80L240 81V83H244V85H247V87H244V85L242 86V84L239 83V80H238V76L236 75H230L229 73H227V77L228 78H231L230 79V84L232 85V88H227L226 86H224V88H222L221 90L222 91H219L220 94L223 93L225 95H229L227 96V98H231L233 96H238L239 98L240 97H243L244 99V102H246V104L243 102L242 104V108L244 107V110H239L238 109L240 108H234V106H232V108L230 107H227L228 109L230 108V110L228 111H231L232 109V112H228V113H225L222 115L221 118H217V114H216V109L214 107L215 110H212L210 107L207 105L208 103H203L201 100V98L204 97L208 99L211 97L209 96L208 93H205L206 90H204L203 92L204 93H199L198 91V88L200 86V84L198 85L199 81L201 80L200 78L197 77V79H193L192 81H194L193 84H190L187 88H190V86L192 85L196 90H191V92H188L189 94L190 93H194L196 92L195 94H192L191 97H189V99L186 98V96H188V94H185L182 95V100L181 102L178 104V106L176 107L175 105L176 104H172L171 102V88H172V85H171V79H172V71H174V69H172V67H174L175 65L177 66V68L175 69V72L176 73H179L181 69H184L186 67H191L193 63L195 62H198V61H201V62H204L203 60L207 61L209 59H216V58H220V54H222L221 52L222 51H226V45H227V42H229L230 39L229 38V33L227 34H217L215 35V33L213 34ZM220 32V30L218 31ZM258 32V31H257ZM255 32V33H257ZM6 33V32H5ZM8 33H9V36H8ZM28 33V32H27ZM120 33V32H119ZM162 33V32H160ZM163 33H166V32H163ZM162 33V34H163ZM174 33H176L174 31ZM194 33V32H192ZM199 33V32H197ZM196 33V34H197ZM204 33V32H203ZM235 32H232V35L234 34ZM237 33V32H236ZM252 33V32H251ZM259 33V32H258ZM30 34V33H29ZM123 34V33H122ZM125 34H129V33H125ZM131 34V33H130ZM168 34V33H167ZM171 34V33H170ZM239 34V33H238ZM247 34V33H246ZM245 34V35H246ZM254 34V33H253ZM264 34V33H263ZM248 35V34H247ZM246 35V36H247ZM31 36V35H30ZM33 36V34H32ZM129 36V35H128ZM127 36V38L129 39V37ZM160 36V35H159ZM163 36V35H162ZM171 38H172V35H169ZM175 36V34H174ZM178 36V35H176ZM243 38H244V35H242ZM250 36V35H248ZM256 36V35H255ZM137 37V35H136ZM163 37H167V36H163ZM261 38L264 37V36H260ZM32 38V37H31ZM34 38V37H33ZM156 38V37H155ZM153 37V39H155ZM175 38V37H174ZM195 38V41H193V39ZM252 38V35L251 37ZM248 38V39H250ZM29 39V38H28ZM47 39V38H45ZM44 39V40H45ZM127 39V40H128ZM163 40H161L160 42L162 43V41L164 40H167V39H164L162 38ZM233 39V38H231ZM246 39V38H244ZM256 39V38H255ZM15 40V41H13ZM27 40V39H26ZM31 40V39H30ZM136 40V39H135ZM157 40V39H156ZM235 40V39H234ZM247 40V39H246ZM261 40V39H260ZM43 41V40H42ZM137 41V40H136ZM153 41V40H152ZM171 41V40H168V42ZM232 41V40H231ZM238 41V40H237ZM242 41V40H240ZM249 41V40H248ZM254 41V39L252 40ZM251 41V42H252ZM28 42V41H27ZM32 42V41H31ZM41 42V44H40ZM150 42V41H149ZM160 42L158 44H160ZM235 42V41H234ZM244 42V40H243ZM247 42V41H246ZM258 43H260L259 41H257ZM33 43V44H35ZM122 43V42H121ZM121 43H113V44H97L96 45V51H99L100 55L105 56H109V57H113V54L114 53H118L120 52L121 50ZM152 43V42H151ZM239 43V42H238ZM250 43V41H249ZM248 42L245 43V46H247V50L246 52H248V54H252V56L256 53L258 54L257 50H256V46H254L253 48L250 46V43L249 44ZM254 43V42H253ZM25 44V42H24ZM39 44V45H38ZM46 44V43H45ZM154 44V42H153ZM230 44V43H229ZM263 44V43H262ZM26 45L28 46L29 44L26 43ZM177 45V46H176ZM241 45V43H240ZM259 45V44H257ZM131 46V45H130ZM228 46V45H227ZM231 46V44H230ZM239 46V45H238ZM242 46V45H241ZM261 47H263L262 45H260ZM26 47V46H25ZM36 47V46H34ZM256 47V48H255ZM260 47V48H261ZM33 48V47H31ZM124 48V47H123ZM132 48V47H131ZM240 48V47H238ZM2 49V50H1ZM128 50H130V47L128 48ZM208 49V50H207ZM17 50V51H16ZM24 50V51H23ZM34 49H32L33 51ZM193 50V52H195L196 54V59H192V60H188L186 61V57L184 56V52L185 51H188L191 53V51ZM204 50H207L208 52L205 54L204 53ZM87 51V50H86ZM152 51V50H151ZM150 51V53H152ZM30 52V51H29ZM149 52V50H148ZM245 52V53H246ZM26 54H29L28 52H25ZM158 53V54H157ZM225 53V52H224ZM48 54V55H47ZM119 54V53H118ZM122 54H124L122 52ZM205 54V55H204ZM247 54V53H246ZM43 55H47V58L49 59V61L44 64V65H41L39 63V60L40 58L43 57ZM223 55V54H222ZM231 56L235 55V54H230ZM244 55H242L243 57ZM257 56V55H256ZM255 56V57H256ZM27 57L29 59H27ZM104 57V58H106ZM190 55L187 57L189 58ZM222 57V56H221ZM241 57V56H240ZM241 57V58H242ZM121 58V57H119ZM245 58V56H244ZM243 58V61H245ZM248 58H249V55H248ZM247 59V58H245ZM250 59V58H249ZM222 60V59H221ZM228 60V59H227ZM234 60V59H232ZM236 60V59H235ZM234 60V61H235ZM256 60V59H255ZM151 61V60H150ZM213 61V60H212ZM220 61V60H219ZM223 61H224V58H223ZM226 61V60H225ZM240 61V60H239ZM237 61V62H239ZM242 61V60H241ZM240 61V62H241ZM254 62V60H252ZM212 63V62H211ZM214 63V61H213ZM212 63V64H213ZM218 63V62H217ZM227 63V62H225ZM230 63V62H229ZM228 63V64H229ZM257 63V62H256ZM242 64V63H241ZM245 64V62H244ZM248 64V63H247ZM245 64V65H247ZM259 64V63H258ZM240 65V63L238 64V66ZM243 65V64H242ZM249 65V64H248ZM186 66V67H185ZM210 66V65H209ZM229 66V65H228ZM233 66V64H232ZM122 67V66H121ZM139 67V66H138ZM141 67V65H140ZM145 67V66H144ZM147 67V66H146ZM216 67V66H214ZM244 67V66H243ZM256 68L258 67L257 65L255 66ZM7 68V69H6ZM206 68V67H205ZM209 68V67H208ZM212 68V67H211ZM242 68V66L240 67V69ZM145 69V68H144ZM147 69V68H146ZM145 69V71H147ZM203 69V68H202ZM201 69V70H202ZM216 68H214L215 70ZM220 69V68H219ZM225 69V67L223 68ZM235 69V67H234ZM233 69V70H234ZM237 69V68H236ZM235 69V70H236ZM252 69H253V72L255 70L254 66H252ZM258 69V68H257ZM8 70V72H9ZM14 70V71H15ZM120 70V69H119ZM142 70V69H141ZM172 70V71H171ZM213 70V71H214ZM227 70V69H226ZM244 70V69H243ZM248 70V69H247ZM246 70V71H247ZM204 72V69L202 70ZM211 71V70H210ZM209 71V72H210ZM229 71V70H228ZM7 72V73H8ZM185 72V71H184ZM207 72V71H206ZM204 72V73H206ZM210 76H211V73H209ZM230 72V71H229ZM263 72V71H262ZM6 74V72H4ZM12 73V75H13ZM61 73H63L62 75H65V76H61ZM175 73V74H176ZM219 73H221L219 71ZM233 73V72H232ZM242 73V72H241ZM180 74V73H179ZM263 74V73H262ZM141 75V74H140ZM184 75V74H183ZM182 75V76H183ZM194 75V74H193ZM202 76V73L200 74ZM207 75V74H206ZM256 75V74H255ZM3 76V77H2ZM53 76L52 79H50V77ZM95 76V80L97 78H99L100 80L103 78V76L101 74H96L94 75ZM181 75H179L180 77ZM185 76V75H184ZM199 76V75H198ZM208 76V75H207ZM217 76V75H216ZM220 76V75H219ZM218 76V78H219ZM179 77H177L178 79H180ZM190 77V76H189ZM200 77V76H199ZM203 77V76H202ZM212 77V76H211ZM182 78V77H181ZM204 78V77H203ZM202 78V79H203ZM221 78V77H220ZM264 78V77H263ZM191 79V78H190ZM188 79V80H190ZM225 79V78H223ZM233 79V80H232ZM255 79V78H254ZM93 80V79H91ZM175 80V78H174ZM181 80V79H180ZM183 80V79H182ZM208 80V79H207ZM216 80H219V79H216ZM19 81V82H18ZM50 83H49V82ZM185 81V80H184ZM195 81H198V82H195ZM214 81V80H213ZM221 81V79H220ZM259 81V80H258ZM262 81V80H261ZM47 82L49 83V85L47 84ZM186 82H187V79H186ZM185 82V84H186ZM219 83V81H218ZM226 83V82H225ZM235 83H238L239 85L237 87H234ZM256 83V82H255ZM260 83V82H259ZM69 84H72V85H69ZM139 84V85H138ZM204 84V83H202ZM208 84V83H207ZM216 84V83H214ZM264 84V82H263ZM69 85V86H68ZM108 85V84H107ZM109 85H111V83H109ZM213 85V84H212ZM217 85V84H216ZM224 85V84H223ZM262 85V84H261ZM175 86H177L175 84ZM191 86V87H192ZM203 86V85H202ZM242 86V87H241ZM250 86V88H249ZM115 88H117L116 86H114ZM179 87V86H178ZM76 88H78L79 91H76L77 95L80 94V93H84L86 91L85 88H80L78 86H76ZM193 88V89H194ZM214 89H218L219 86L215 88V85L213 86ZM73 89V88H72ZM182 89V88H181ZM213 89V90H214ZM231 89V90H230ZM241 89V90H239ZM69 90V89H68ZM178 90V89H177ZM240 92H239V91ZM65 91V90H64ZM176 91V89H175ZM174 93H177L175 92ZM189 91V90H188ZM201 91V90H200ZM210 91V90H209ZM216 90L212 91V92H215ZM112 92V90H111ZM107 93V91H106ZM122 93V95H121ZM129 93H132L133 96L132 97H129L128 94ZM199 94V95H198ZM208 94V96H207ZM214 94V93H213ZM222 94V97H224L225 95ZM173 96V95H172ZM220 96V95H219ZM257 96V95H255ZM43 97V99L41 100L40 98ZM113 97V99H112ZM181 97V96H179ZM215 98L218 97V94L217 96L215 95L214 96ZM221 97V96H220ZM219 97V100H221V98ZM212 98V97H211ZM210 98V99H211ZM226 98V100H227ZM255 98V97H254ZM173 99V97H172ZM201 99V100H200ZM209 99V100H210ZM232 99V98H231ZM242 99V101H243ZM250 99V98H249ZM130 100V101H129ZM218 100V101H219ZM224 100V99H222ZM236 100V99H234ZM257 100V99H256ZM208 101V100H207ZM214 101V100H212ZM211 101V102H212ZM217 101V100H216ZM237 101V100H236ZM70 102V101H68ZM68 102L66 103H63V106H64V113H62L61 117H62V122H64L65 125H67V123H71L68 122L67 118L68 117H71L72 119V123L74 122V124L78 121L79 125L76 126L77 128H80V129H84V123L86 122V119H82V118H85L84 115L82 116V118H80V116L82 115L80 112H74L73 110L70 111L68 107H71L72 109L74 108V106H80V101L77 102V103H73V102H70L69 104H67ZM221 102V101H220ZM223 102V101H222ZM241 102V101H240ZM84 103V102H83ZM82 103V104H83ZM169 103H171L172 105H170ZM218 103V102H216ZM234 103V101L232 102ZM242 103V102H241ZM86 104V103H85ZM211 104V103H210ZM221 104V103H220ZM237 104V103H236ZM257 104V105H256ZM88 105V104H87ZM232 105V104H231ZM260 105V106H261ZM264 105V104H263ZM225 106V105H224ZM230 106V105H229ZM240 106V105H239ZM152 107V108H151ZM254 108L253 110H250L249 108ZM68 108V109H67ZM77 108V107H76ZM88 108V107H86ZM213 108V107H212ZM226 108V109H227ZM46 110V111H43V110ZM107 109V108H106ZM123 109V110H122ZM157 109V108H156ZM162 109V108H161ZM221 109V108H220ZM55 110L52 112V114H54ZM264 110V109H263ZM102 111V110H101ZM171 111V110H170ZM238 111V113H237ZM244 111V112H243ZM156 112V111H155ZM191 112V114H189ZM104 113V112H103ZM236 113H237V117L236 118ZM67 114V115H66ZM189 114V115H188ZM49 115V114H48ZM101 115V114H100ZM249 116L253 117V118H249ZM50 117V116H48ZM88 117V115L86 116ZM91 117V116H90ZM195 118L198 120V117L200 119H210V121L207 123V122H203V125H207V129L206 130H203V131H196V129H194L192 126H193V119L192 121L189 119V118ZM264 117V116H263ZM24 118V119H23ZM32 118V117H30ZM42 118L44 120H46V115H42ZM54 118V117H53ZM52 118V119H53ZM103 118V117H102ZM254 118L256 120H254ZM33 119V118H32ZM43 119H39L37 122H29V125L31 126V124L33 123H36V126L38 127V129H36L37 131V135L36 137L38 136V139H37V142H42L43 139H51V138H54V137H57V131L58 129L60 128V125L63 124L62 122H57V121H51L49 125H45L44 124V120ZM99 119V118H98ZM98 119H94L92 121V124L95 126L96 123H100L102 122V120H98ZM133 119V120H134ZM202 119V120H203ZM250 119L253 121L250 122ZM36 120V119H35ZM49 120V119H48ZM139 120L137 121V123L139 122ZM168 122V121H167ZM198 122V121H197ZM202 122V121H201ZM90 123V121H89ZM113 123V122H112ZM127 123V122H126ZM133 123V122H132ZM73 124V125H74ZM86 124V123H85ZM200 124V123H198ZM202 124V123H201ZM254 124V125H253ZM72 125V124H71ZM71 125H67V128L70 127ZM88 125V123H87ZM100 125V124H99ZM112 125V124H110ZM126 125V124H125ZM124 125V126H125ZM137 125H140V124H137ZM158 125V124H157ZM98 126V125H97ZM102 126V125H101ZM99 127L98 129H95V134L94 136L95 137H99L98 139H95L94 142L91 141L90 139V142L94 143V145H99V141H101L102 139H104V136H105V132L103 134H100L102 131H104L105 128H102V127ZM122 126V125H121ZM122 126L121 128V132H116L114 131L113 129L112 132L114 133L112 135L111 138H105L106 142L108 143L109 145V142L111 141V139H113V141H117L118 138L120 137L121 134L123 135H127L128 138H131V136L133 137V134L130 135L129 133V129H131L130 127L126 126V129L125 127ZM200 126V125H198ZM218 126H221V129L218 128ZM29 127V126H28ZM86 127V126H85ZM92 127V126H90ZM192 127V128H191ZM71 128V127H70ZM89 128V127H87ZM93 128V127H92ZM112 128V126H111ZM139 128V127H138ZM143 128V126H142ZM32 129V128H31ZM91 129V128H90ZM89 129V130H90ZM144 129V128H143ZM146 129V128H145ZM201 129V127H200ZM203 129V128H202ZM34 130V129H33ZM65 130V129H64ZM63 130V131H64ZM75 130V129H73ZM93 130V129H92ZM26 131V130H25ZM32 131V130H31ZM76 131V130H75ZM80 131V130H79ZM78 131V132H79ZM142 131V129H141ZM140 131V132H141ZM145 131V130H144ZM204 131H208L209 132V135H206L204 133ZM81 132V131H80ZM85 132V131H83ZM143 132V131H142ZM245 132V133H244ZM34 134V131L32 132ZM36 133V132H35ZM62 133V132H60ZM82 133V132H81ZM90 133H91V130H90ZM133 133V132H132ZM246 133H248L249 136H251V134L253 135L254 134V137L255 140L249 144L246 149L245 152H242V148L243 146L245 145H240V141L242 142V137L241 136H245ZM25 134V132H24ZM23 134V135H24ZM75 134V133H74ZM135 134V133H134ZM138 134V131L137 133ZM146 134V133H145ZM26 135V134H25ZM31 135V134H30ZM59 135V134H58ZM139 135V134H138ZM144 135V134H142ZM151 134H148L146 135V137L144 136L143 138V142H140L141 140L137 139L136 135H135V139L138 141V145H143L144 141L146 143V140H147V137H149ZM85 136H88V134ZM24 137V136H23ZM59 137V136H58ZM81 137V136H80ZM140 137V136H139ZM30 138V137H29ZM205 138H209V139H205ZM246 138V137H245ZM250 138V137H248ZM28 139V138H27ZM34 139V138H32ZM61 139V138H60ZM211 139V140H210ZM57 140V139H56ZM73 140V139H71ZM79 140V138H78ZM88 140V141H89ZM93 140V139H92ZM121 140V138H120ZM230 140V141H228ZM246 140V139H245ZM250 140V139H249ZM22 141V142H21ZM34 141V140H33ZM52 141V140H51ZM55 141V140H54ZM83 141V139H82ZM98 141V143H97ZM104 141V140H103ZM35 142V141H34ZM49 142V140H48ZM63 142V141H62ZM60 142V143H62ZM87 142V141H86ZM130 142H135L134 140H123L122 143H120V149H121V153L123 151L124 153V150L126 149H130V147H126L125 145L127 143H130ZM66 143H68V141H66ZM70 143V142H69ZM89 143V142H88ZM101 143V142H100ZM144 143V145H145ZM248 142H246L247 144ZM32 144V142H31ZM59 144V143H58ZM64 144V143H63ZM111 144V143H110ZM116 144V143H115ZM39 145V144H38ZM62 145V144H61ZM69 145V144H68ZM74 145V144H72ZM83 145V144H82ZM81 145V146H82ZM92 145V144H90ZM89 144H87L86 147H90ZM143 145V146H144ZM42 146V145H41ZM63 146V145H62ZM75 146V145H74ZM233 146V147H232ZM26 147V146H25ZM30 147V146H29ZM66 147V146H65ZM73 147V146H72ZM85 147V148H86ZM98 147V146H97ZM222 147V148H221ZM57 148V147H56ZM82 148H84V146H82ZM111 148V147H110ZM141 148V147H140ZM232 148H234V152H232L234 154L233 157H231L232 159H230V161L228 162L229 164H233L235 165L236 162H238V160L240 159L239 156L243 155V153H246L248 155V158H246L244 161L246 163H243L244 166H242L241 168V171H238L239 174H237V177L235 176L236 174H234L233 172H231L232 170H234L233 168L230 167V165L226 168L227 171L225 170V175H224V169L221 168V172L219 173V175H223L221 176V179L219 181H216V177L213 178V175L215 174L216 172V162L219 160V156L220 154H222L223 152L226 153L230 150H232ZM38 149V148H37ZM42 149V148H41ZM59 149V148H58ZM71 149V147H70ZM73 149V148H72ZM81 148H79L80 150ZM92 149V148H91ZM91 149H89L91 151ZM99 150V148H97ZM101 149V148H100ZM113 149V148H112ZM56 150V149H55ZM86 150V149H85ZM94 150V149H93ZM140 150V149H139ZM226 150V151H225ZM39 151V150H38ZM46 151V150H44ZM61 150L59 149V152ZM64 150H62L63 152ZM70 151V150H68ZM76 151V150H75ZM95 151V150H94ZM97 151V150H96ZM100 151V150H99ZM145 151V150H143ZM233 151V150H232ZM72 152V150H71ZM70 152V153H71ZM98 152V151H97ZM109 152V151H108ZM155 152V150L153 151ZM39 153V152H38ZM44 152H42L43 154ZM78 153V152H77ZM145 153V152H143ZM40 154V153H39ZM38 154V155H39ZM41 154V155H42ZM45 154V153H44ZM43 154V155H44ZM51 154V153H50ZM75 154V153H74ZM89 154H92L89 152ZM88 154V155H89ZM103 154V153H102ZM148 154H151V152H148L147 154H144L145 155H148ZM229 154V152H228ZM250 154V156H249ZM37 155V156H38ZM42 155V156H43ZM47 155V154H46ZM49 155V154H48ZM66 155V154H64ZM71 155V154H70ZM86 155V154H84ZM96 155V154H95ZM100 155V154H99ZM104 155H106L104 157ZM103 156L101 157H104L106 158L107 156H110V153L109 154H104ZM160 155V154H159ZM164 155V156H163ZM225 155V154H224ZM227 155V154H226ZM225 155V156H226ZM244 156L245 157H247ZM42 156H38L40 157V159H42ZM125 156V155H124ZM158 156V155H157ZM36 157V155H35ZM65 157V156H64ZM73 158V156H70ZM135 157V156H134ZM141 158L143 156H140ZM30 158V157H29ZM31 158H32V155H31ZM30 158V159H31ZM37 158V157H36ZM44 158V156H43ZM93 158V157H92ZM98 158V157H97ZM112 158V157H111ZM151 158V157H150ZM225 158L224 156L221 157L220 159H223ZM230 158V157H229ZM243 158V156H242ZM243 158V159H244ZM28 159V158H27ZM39 159V160H40ZM45 160H47L46 158H44ZM42 159V160H44ZM50 159V158H49ZM48 159V160H49ZM75 159V158H74ZM77 159V158H76ZM124 157L122 156L121 157V162L123 161ZM152 159V158H151ZM20 160V161H19ZM29 160V159H28ZM33 160V159H32ZM38 160V159H36ZM44 160V161H45ZM57 160V159H56ZM55 160V161H56ZM71 160V159H70ZM95 160V159H94ZM92 160V161H94ZM98 160V159H97ZM27 161V160H26ZM30 161V160H29ZM43 162L42 166H40V168L42 167H46L47 168H50L51 165L47 164L46 162ZM59 161V160H58ZM77 161V160H75ZM74 161V162H75ZM80 161V160H79ZM91 161V162H92ZM96 161V160H95ZM108 160H106L107 162ZM110 161V160H109ZM147 161V160H146ZM227 161V159H226ZM242 161V162H244ZM31 162V161H30ZM48 162V161H47ZM51 162V160L49 161ZM52 162H54V160H52ZM60 162V161H59ZM82 162V161H81ZM80 162V163H81ZM89 162V161H88ZM90 162V163H91ZM99 162V161H98ZM105 162V163H106ZM125 162V161H124ZM152 162H153V159H152ZM240 162H241V159H240ZM241 162V163H242ZM25 163V162H24ZM39 163V162H37ZM40 163H41V160H40ZM39 163V164H40ZM56 163V162H54ZM58 163V162H57ZM75 162V167L77 166V163ZM102 163V162H101ZM227 163V164H228ZM52 164V163H51ZM99 164V163H98ZM146 164V163H145ZM144 164V165H145ZM148 164V162H147ZM239 164V163H237ZM242 164V165H243ZM34 165H35V162H34ZM55 165V164H54ZM67 166L69 164H66ZM66 165H64V162H60L59 165H55V168L57 169L56 166H58V169L56 170V176L54 175V177L56 179H59L58 182L62 183L61 181L63 179H66L68 178L69 174H68V171L67 170H64V166H65V169H68L72 167L70 166L69 168L66 167ZM86 165V164H85ZM107 165V164H106ZM144 165H138L137 167L135 168H132L131 169H127L125 172L126 174L123 175L124 178H125V181H124V184H126V186H128V197H127V200H129V198H131V200H137L138 201V207L140 206V208H143V206H145L144 204H146L145 202V199H146V191H150L152 194L158 190L159 188H157V185L156 184H149V182H151V180L153 179L152 178V175H153V172H154V169L155 167L158 168L157 166H155L152 170H149L148 168H145ZM152 165V164H150ZM158 165V164H157ZM33 166V165H32ZM37 168L39 167L38 164L36 165ZM81 166V165H80ZM104 166V165H103ZM125 166H126V163H125ZM226 166V164H225ZM232 166V165H231ZM240 166V165H239ZM73 167V168H75ZM83 167V165L81 166ZM80 167V168H81ZM107 167V166H106ZM129 167V166H128ZM148 167V166H146ZM236 167V170H237V165L235 166ZM17 168V167H16ZM47 168H44V169H47ZM52 168V167H51ZM104 168V167H103ZM102 168V169H103ZM82 169V168H81ZM80 169V170H81ZM85 169V167H84ZM109 169V168H108ZM42 170V169H41ZM49 170H52V169H49ZM79 170V171H80ZM209 170V171H208ZM219 170V169H218ZM235 170V172H236ZM240 170V169H238ZM37 171V170H36ZM44 171V170H43ZM42 171V173H43ZM47 171V170H46ZM54 171V170H52ZM70 171V170H69ZM78 171V172H79ZM83 171V170H81ZM129 171H134V174L136 176H138V180H134L136 178H134L133 176H131L129 178V174L128 172ZM157 171V170H156ZM17 172V173H16ZM33 172H35L33 170ZM45 172V171H44ZM51 172V171H50ZM124 172V173H125ZM211 172V173H209ZM237 172V173H238ZM37 173V176H38V172ZM53 173V172H52ZM52 173L48 174L47 173V176L48 175H51L52 176ZM72 173V171H71ZM76 173V172H75ZM80 173V172H79ZM233 173V174H232ZM16 174V182H17V189L18 191L22 194V198L23 200L18 204V206H20V208L18 209V207H14L15 205L17 206V204H15L16 202L15 201V198H16V194H17V190L16 188L14 189L13 185L14 183L12 182L13 180V177L14 175ZM73 174V173H72ZM156 174V173H155ZM158 174V173H157ZM156 174V175H157ZM209 174V175H208ZM33 176H35V174L33 173L32 174ZM43 175V174H42ZM78 175V174H77ZM121 175V174H120ZM211 175V177H210ZM41 176V172H40V175L39 177ZM46 176V175H45ZM71 176V175H70ZM154 176V175H153ZM38 177V178H39ZM50 177V176H48ZM75 177V176H74ZM36 178V177H35ZM42 178V176L40 177V179ZM46 178V177H45ZM72 177H70L71 179ZM96 178V177H95ZM33 179V178H32ZM44 179V178H43ZM43 179H41V181H43ZM47 179V178H46ZM93 179V178H92ZM100 179V178H99ZM196 179V177H195ZM45 180V179H44ZM51 182V184L53 185L52 188H54L53 190L56 189V186H57V182L56 184L55 183H52V181L54 180H50V179H47ZM157 180V179H156ZM197 180V179H196ZM14 181H15V178H14ZM33 181V180H32ZM37 181V182H36ZM41 181H38V180H35L34 183H40ZM56 181V180H55ZM97 181V180H96ZM106 181V180H105ZM50 182H45V183H49L48 185H43L42 188L43 189H46V187L50 186ZM31 183V182H30ZM66 183V181H65ZM63 182V184H65ZM41 184V183H40ZM62 184V185H63ZM67 184V183H66ZM68 184H70L68 182ZM67 184V186H68ZM32 185V184H31ZM60 185V184H59ZM61 185V187H62ZM82 185V184H81ZM84 185V184H83ZM82 185V186H83ZM87 185V184H86ZM97 185V184H96ZM15 186V185H14ZM32 186H35V185H32ZM31 186V187H32ZM37 186V185H36ZM89 186V185H88ZM87 186V187H88ZM49 187V189L51 188ZM64 187V185H63ZM62 187V188H63ZM86 187V188H87ZM90 187V186H89ZM122 187V186H121ZM191 187V186H190ZM33 188V187H32ZM58 188V186H57ZM61 188V189H62ZM84 188V189H86ZM92 188V186H91ZM170 188V189H171ZM65 189V188H64ZM83 189V188H82ZM83 189V190H84ZM89 189V188H88ZM87 189V191H89ZM35 190V189H34ZM41 190V189H40ZM52 190V189H51ZM50 190V191H51ZM92 190H94L92 188ZM98 190V188H97ZM178 190V189H177ZM176 192H179L177 191ZM47 191H48V188H47ZM57 191V190H56ZM59 191V190H58ZM63 191V189L61 190ZM60 191V192H61ZM100 191V189H99ZM192 192V190H190ZM229 191H233L231 192L233 195V198L231 199V193H229ZM33 192V191H32ZM45 192V191H44ZM52 192V191H51ZM72 192V191H71ZM70 192V193H71ZM161 192V191H160ZM175 192V193H176ZM66 194L67 191L65 192ZM69 193V194H70ZM74 193V192H72ZM263 193V194H262ZM41 194V193H40ZM58 194V193H57ZM161 194V193H160ZM180 194V192H179ZM52 195V194H51ZM162 195V194H161ZM73 196V195H72ZM76 196V195H75ZM78 196V195H77ZM71 197V196H70ZM148 197V196H147ZM229 197V198H228ZM68 198L67 197V201H68ZM75 198V197H74ZM72 197V199H74ZM101 198V197H100ZM156 198V197H155ZM163 199V196H159V198H156V199ZM264 198V197H263ZM261 197V199H263ZM20 199V198H19ZM37 199V198H35ZM94 199H95V196H94ZM178 199V198H177ZM255 199V198H254ZM258 199V198H257ZM18 200V199H16ZM42 200V199H40ZM64 200V198H63ZM71 200V199H70ZM76 200H78L76 198ZM75 200V201H76ZM126 200V199H125ZM130 200V201H131ZM155 200V199H154ZM20 200H18L17 202H19ZM44 201V200H42ZM132 201V202H133ZM158 200H156L157 202ZM162 201V200H161ZM255 201V200H254ZM257 201V200H256ZM66 202V201H65ZM104 202V201H103ZM102 202V203H103ZM106 202V201H105ZM104 202V203H105ZM126 202V201H125ZM145 202V203H144ZM160 202V201H159ZM260 202V201H259ZM43 203V202H41ZM69 203V202H68ZM83 203V202H82ZM101 203V202H100ZM101 203V204H102ZM161 203V202H160ZM175 203V201H174ZM254 203V202H253ZM263 203V202H261ZM38 204V203H37ZM112 204V203H111ZM153 204L150 203V205ZM156 204V203H155ZM164 204V203H163ZM256 204V203H255ZM40 205V204H39ZM45 205V204H44ZM44 205L43 208H44ZM68 205V204H67ZM110 205V204H109ZM150 205H148V210L150 209ZM162 205V204H161ZM259 205H262V204H259ZM33 206V205H32ZM37 206V205H36ZM45 205V211H48V208L49 206ZM155 206V205H154ZM159 206V205H158ZM176 206H175V209L174 211L171 210L170 214H167L166 213V218L165 220H169L170 218V221L171 222H176L177 221V218H176V215L177 213L175 212L176 210ZM237 206V207H236ZM251 206V205H250ZM254 206V205H252ZM251 206V207H252ZM41 207V206H40ZM136 207V206H135ZM173 207V204L171 206V209ZM197 207V208H195ZM160 208V207H158ZM162 208V207H161ZM260 208V207H259ZM32 209V207H31ZM38 209V208H37ZM52 209V208H51ZM51 209H50V212H51ZM111 209V208H110ZM114 209V208H112ZM152 209V207H151ZM154 209V208H153ZM237 209V210H238ZM135 210V209H134ZM140 210V209H139ZM147 210V209H146ZM29 211V209H28ZM33 211V210H32ZM44 211V212H45ZM53 212L55 210H52ZM116 211V210H115ZM253 211V210H252ZM35 212V210H34ZM39 212H40V209H39ZM52 212V214H53ZM58 212V211H57ZM149 212V211H148ZM145 213V214H148ZM160 212V211H159ZM182 212V210H181ZM29 213V212H28ZM33 213V212H32ZM31 213V215H32ZM36 213V212H35ZM158 213V212H157ZM162 213V212H161ZM232 213V214H231ZM245 213L244 216H243V221L244 222H241V225H244L245 226V232L247 231V235L250 236L251 238L254 237H257V232L260 231L259 228H261L260 226L261 225H264V223L260 220V219H255L253 220V222H251V220L253 219L251 214H249L247 211L243 212ZM50 214V216L52 215ZM59 214V213H58ZM144 214V213H143ZM179 214V213H178ZM182 214V213H181ZM29 215V214H28ZM37 215V214H36ZM41 215V214H40ZM46 215H48L46 213ZM251 215V216H250ZM257 215H259V213H257ZM33 216V215H32ZM44 216V215H42ZM121 216V214H120ZM142 216V215H141ZM146 216V215H145ZM164 216V215H162ZM260 216V215H259ZM29 217V216H27ZM36 217V216H35ZM60 218V216H58ZM256 217V216H255ZM30 219H32L31 217H29ZM43 218V217H42ZM252 218V219H251ZM9 219L12 220L13 223L17 222V224L11 226V222H9ZM34 219V218H33ZM55 219V220H53ZM152 219V218H151ZM240 219V218H238ZM251 219V220H250ZM68 220V219H66ZM250 220V222H249ZM71 221V220H70ZM150 221V220H149ZM152 221V220H151ZM180 219H178L177 222H179ZM28 222V221H27ZM143 222V221H142ZM169 222V221H168ZM5 223V224H3ZM72 223V222H71ZM71 223H69V220H68V224L70 225ZM78 223V222H77ZM80 223V222H79ZM76 225V222L74 223ZM73 225V224H72ZM147 225V224H146ZM164 225V224H163ZM236 225V227H235ZM256 225H259V226H256ZM13 227L11 229H9L8 227ZM71 226V225H70ZM69 226V228H70ZM73 227V226H72ZM75 227V226H74ZM77 227V226H76ZM84 227V226H83ZM86 227V226H85ZM159 227V226H158ZM157 227V229H158ZM201 227V228H200ZM9 229V230H6V229ZM40 228H42V230H40ZM234 228V229H233ZM73 230V228H71ZM77 229V228H76ZM172 229V228H171ZM247 229V230H246ZM159 230V229H158ZM170 230V229H169ZM168 230V232H169ZM227 230H230L229 233H226ZM243 230V229H241ZM67 231V230H66ZM71 231V230H69ZM68 231V232H69ZM77 231V230H76ZM147 231V230H146ZM167 231V230H166ZM204 231V232H203ZM217 231V233H216ZM74 232H75V228H74ZM182 232V231H181ZM222 233V235L220 233ZM243 232V231H242ZM241 232V233H242ZM75 233H79L78 231L75 232ZM172 233V231H171ZM171 233L169 232V238L172 240L171 242L173 243L172 246H178V242L174 241V237L171 235ZM184 233V231L182 232ZM209 233V234H210ZM219 233V234H218ZM243 233V234H244ZM261 234L264 235V227H263V230L260 231ZM166 234V233H164ZM218 234V236H217ZM71 235V236H70ZM78 235V234H77ZM69 236L71 237V239H69ZM203 236V235H202ZM213 236V235H212ZM204 238V237H203ZM228 238V237H227ZM244 239H247V238H244ZM249 239V238H248ZM163 240V239H162ZM259 240V239H257ZM170 241V240H169ZM213 243H218V242H215V240H212ZM248 241V240H247ZM255 241V240H254ZM260 241V240H259ZM263 241H264V238H263ZM202 242V243H204ZM210 242V241H209ZM211 243V242H210ZM251 243V241H250ZM259 243V242H258ZM264 243V242H263ZM76 244V243H75ZM243 244V243H242ZM242 244H239V245H242ZM253 244V243H252ZM244 245V244H243ZM246 245V244H245ZM166 246V245H165ZM249 246V245H248ZM251 247V248H250ZM250 247H248L246 249V253H250L248 255V259L249 261H247L246 259V262L245 264H259L261 263V260H263L264 262V257H263V253H264V250L262 252V254H256L254 253V250L255 247L253 245H250ZM256 249H261V247H256ZM171 251V250H169ZM253 251V253H252ZM87 252V250H86ZM171 252H175L174 250L171 251ZM177 254V253H176ZM243 254V253H242ZM241 254V255H242ZM262 256V257H261ZM89 257V256H88ZM92 257V256H91ZM158 257V256H157ZM211 257V256H210ZM228 257V256H227ZM246 257V256H245ZM161 259V257H159ZM89 259V258H88ZM91 259V258H90ZM225 258L221 257H216L215 258V263L214 264H222L224 263V260ZM152 260V259H151ZM155 260V259H154ZM243 259V261H245ZM214 261V259H213ZM114 262V261H113ZM181 262V261H180ZM209 262V261H208ZM106 264H112L111 263V260H108L106 262H104ZM119 263V262H118ZM176 263L178 264L179 262L176 261ZM87 264V263H85ZM114 264H117V263H114ZM163 264V263H162ZM168 264V263H167ZM180 264V263H179ZM237 264V263H236ZM263 264V263H261Z\"/></svg>","mask_w":264,"mask_h":264}]
</instances>
